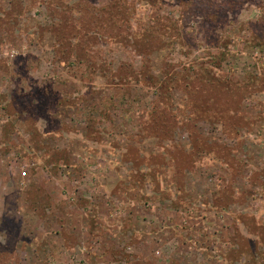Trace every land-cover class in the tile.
I'll return each mask as SVG.
<instances>
[{
  "label": "rangeland",
  "instance_id": "374dc122",
  "mask_svg": "<svg viewBox=\"0 0 264 264\" xmlns=\"http://www.w3.org/2000/svg\"><path fill=\"white\" fill-rule=\"evenodd\" d=\"M121 1L0 0V264H264V0Z\"/></svg>",
  "mask_w": 264,
  "mask_h": 264
},
{
  "label": "trees",
  "instance_id": "16d2710c",
  "mask_svg": "<svg viewBox=\"0 0 264 264\" xmlns=\"http://www.w3.org/2000/svg\"><path fill=\"white\" fill-rule=\"evenodd\" d=\"M121 4L122 5H125L126 3H125V1L123 0V1H121ZM112 6V4L110 5V7ZM122 11H124V10H122ZM108 16V15H107ZM116 18V20L119 22V24L120 23H126L127 22V20L129 19V16L128 15H126L125 14V11L124 12H119V13H111V15L110 16H108V21H112V20H114ZM235 88H236V86H235ZM260 227H264V226H260ZM236 252H238V253H240V251H238V250H236ZM230 253H231V255L233 256L234 255V252H233V250H230ZM233 259H235V258H233Z\"/></svg>",
  "mask_w": 264,
  "mask_h": 264
},
{
  "label": "built area",
  "instance_id": "2783aa9c",
  "mask_svg": "<svg viewBox=\"0 0 264 264\" xmlns=\"http://www.w3.org/2000/svg\"><path fill=\"white\" fill-rule=\"evenodd\" d=\"M23 174L25 175V174H26V172H23Z\"/></svg>",
  "mask_w": 264,
  "mask_h": 264
}]
</instances>
